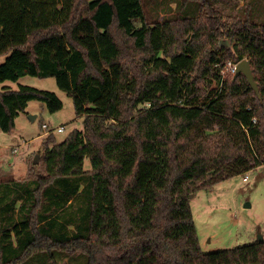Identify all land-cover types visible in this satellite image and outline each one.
Masks as SVG:
<instances>
[{"label":"trees","instance_id":"16d2710c","mask_svg":"<svg viewBox=\"0 0 264 264\" xmlns=\"http://www.w3.org/2000/svg\"><path fill=\"white\" fill-rule=\"evenodd\" d=\"M205 4L198 19L149 23L142 0H0V83L53 77L84 117V132L49 134L48 175L21 188L32 201L0 183V264L71 253L88 264H264V240L205 253L193 218L191 195L264 163V24L223 21ZM228 59L251 61L260 95L244 75L223 77ZM32 101L64 106L30 86L0 90V128L12 133ZM84 178L87 226L53 233L46 196L76 180L70 198Z\"/></svg>","mask_w":264,"mask_h":264},{"label":"rangeland","instance_id":"374dc122","mask_svg":"<svg viewBox=\"0 0 264 264\" xmlns=\"http://www.w3.org/2000/svg\"><path fill=\"white\" fill-rule=\"evenodd\" d=\"M206 1L213 3L223 21L233 22L241 18L264 24V0H142V4L147 22L162 23L186 18L198 19L206 10ZM225 45L230 44L225 41ZM7 57L0 58V65L5 63ZM228 61L236 64L241 62L228 59L224 63ZM21 86L55 93L64 104L62 110L52 113L44 103L32 101L26 113L16 119V127L12 133H6L0 128V183L14 185L12 187L18 189L30 202L32 199L29 192L24 194L21 188H27L23 183L29 182L30 187L28 186L27 190H32V179L48 175L45 154L47 149L53 147L48 138L54 135L57 143H61L75 130L84 132V117L77 116L73 98L59 88L53 77L40 79L25 76L17 82L0 83V90L8 88L15 91ZM213 86L216 88L217 83ZM31 116L36 119L32 120ZM44 124L50 128L43 129ZM59 127H62L64 132H58ZM47 131L50 135L46 134ZM255 150L264 161V145L255 146ZM37 156L39 163L34 164ZM90 169L91 163L86 160L85 170ZM14 182L19 184L15 186ZM75 182L76 180H69L57 187L56 183L46 196L44 211L49 213L54 221L53 224H47V227H50L53 233H57L59 227H68L74 233L76 227L87 226L88 179L84 178L81 182L85 188L82 189L83 192L81 190L70 198L63 194V191L72 187ZM0 195L8 198L7 189L3 187ZM9 195L15 197L14 192ZM7 202L4 199V204ZM191 207L200 245L205 253L258 243L261 238L264 239V163L250 169L246 174L235 175L217 184L212 191L194 194ZM19 211V207L14 211L18 218L22 216ZM37 259L33 264H88L87 256L82 253L56 256L54 261H50L46 254H41Z\"/></svg>","mask_w":264,"mask_h":264},{"label":"water","instance_id":"95a60500","mask_svg":"<svg viewBox=\"0 0 264 264\" xmlns=\"http://www.w3.org/2000/svg\"><path fill=\"white\" fill-rule=\"evenodd\" d=\"M244 75L247 78L248 83L252 87V89L256 92L257 95H260V90L258 86V82L255 80V75H254V70L251 65V61L249 59H244L242 60L238 65H237V73L236 77ZM31 119L34 120L36 119L35 116H31ZM39 163V156H37L34 160V164ZM191 199H193V195L191 196ZM264 239L261 238V241Z\"/></svg>","mask_w":264,"mask_h":264},{"label":"built area","instance_id":"2783aa9c","mask_svg":"<svg viewBox=\"0 0 264 264\" xmlns=\"http://www.w3.org/2000/svg\"><path fill=\"white\" fill-rule=\"evenodd\" d=\"M237 65L236 63H233L232 61H228L227 63L224 64V66L221 67V74L223 77H226L227 75H236L237 73ZM224 81V80H223ZM50 127L47 124L43 125V129L48 130ZM58 132L62 133L64 132V129L62 127H59L57 129ZM46 134H50L49 131L46 132ZM246 179V178H245Z\"/></svg>","mask_w":264,"mask_h":264}]
</instances>
